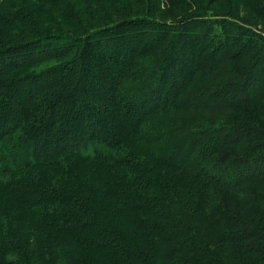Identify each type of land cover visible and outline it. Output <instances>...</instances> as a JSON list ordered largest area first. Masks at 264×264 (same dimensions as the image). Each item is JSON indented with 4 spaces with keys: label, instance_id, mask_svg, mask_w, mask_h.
<instances>
[{
    "label": "trees",
    "instance_id": "1",
    "mask_svg": "<svg viewBox=\"0 0 264 264\" xmlns=\"http://www.w3.org/2000/svg\"><path fill=\"white\" fill-rule=\"evenodd\" d=\"M225 1L231 13L234 1ZM247 2L264 16V0ZM58 3L0 0V264H19L5 256L27 243L62 247L66 264H264V123L211 118L264 99V36L244 39L240 25L196 10L174 34L137 16L99 19L80 41L34 29L28 41L5 42L29 18L37 28L32 9L45 16ZM141 23L155 30L115 47L122 27ZM182 35L186 48L175 43ZM91 50L99 59L88 64ZM180 50L173 64L168 55ZM225 72L232 82H216ZM236 86L243 100L227 91ZM112 112L133 119L112 133ZM90 142L100 147L82 154ZM155 165L181 175L159 176ZM250 187L259 195H245ZM94 188L115 206L97 205ZM138 233L150 255L131 244Z\"/></svg>",
    "mask_w": 264,
    "mask_h": 264
},
{
    "label": "rangeland",
    "instance_id": "2",
    "mask_svg": "<svg viewBox=\"0 0 264 264\" xmlns=\"http://www.w3.org/2000/svg\"><path fill=\"white\" fill-rule=\"evenodd\" d=\"M197 1H198L197 3L198 7H195V6L191 7L186 4L172 6V5H169V0H132V2L128 0H110L107 2L104 1L103 3H97V4L91 3L87 0H59L58 4L45 7L46 8L45 16H43L44 13L42 12L40 13L39 11H34L32 9L34 14L38 16L34 18L40 21L38 23L37 28H34L33 23L31 22L29 18L28 19L29 22L26 24L25 27H21L18 24L17 26L12 27L13 28L12 30L14 31V34H13L14 36L11 37L10 41H9L10 38L8 36H6L4 39L7 44H13V43L17 44L18 41H23V40L28 41L30 38H32L35 35L34 29L35 30L40 29L42 30V33L51 32V33L63 35V36H66L67 34L73 32L71 34V38L76 39L77 41H80L79 38L81 39L85 38V36L88 34V30L98 29V28H94V29H88V28L94 27V25H96L95 23L98 22L99 19L100 20L105 19V21L100 23L102 26L105 24L107 25V23L110 22L108 21L110 19L112 20V23L117 22L123 25L125 21L129 20V18L137 17V16H140V17L147 16L148 18H152L155 22H158L160 24L166 23L168 25L167 27L171 28L170 32L174 34L178 32L179 25L182 19L190 15L195 16L194 14H196V10L211 11L214 14H218L222 16L221 19H223V21L234 22L240 25L241 27H243V30H244V32L242 31L240 33V37L244 39H248L251 37L250 32L258 33V34H261V36H264V16L261 15V16L256 17V15L251 13V9H250L251 7H249V3L247 2V0H233L235 9L231 13H229V11L231 10L230 9L231 7H229V5L226 4L225 0H212V2L211 0H203V1L197 0ZM52 13L54 14V16H52ZM119 13H125V14L121 16V15H118ZM70 18H73V20L79 23L81 26H83L84 29L82 31L75 32V30L70 27V23H69ZM85 20H87V23H84ZM16 23L17 22H15V24ZM40 23H41V27H40ZM177 24L178 26H174ZM2 26L3 25H1L0 23V28H3ZM134 26L136 27L130 28L132 27V25L130 27H122L120 29L121 31L115 34V37H120V39H122L121 41H115L116 42L115 47H117L118 45L119 46L122 45L123 46L122 48H125L129 45H133L135 38H131L133 36L128 38L132 32H139V33L144 34V36L147 37L148 33H152L153 30H155L154 27H152V25H148L146 23L136 24ZM154 35L155 33L152 34V36ZM110 41L112 42V40ZM176 41H177L175 42L176 46H183L184 44L187 43L186 36L184 35H182L180 38L177 37ZM184 48H186L185 45H184ZM91 53H93V55L90 54L91 56L88 55L85 57L87 59L86 61L88 64L97 62V59H99V57L95 55L93 50H91ZM183 55L187 56L185 53ZM180 56H181V50L171 53V56L168 55V58L169 57L170 59L173 58L172 60L173 64H176L175 61L177 60V58L180 59ZM109 60L111 61V59ZM200 62H206V61H200ZM50 63H54V62H50ZM179 64H180V60H179ZM45 66L46 65H41L37 67L36 69L41 70L45 68ZM117 66L118 67L121 66L120 63H118ZM233 75H234L233 73L225 72L221 74V77H217L216 82L230 83L232 82L230 78ZM70 85H72V83ZM253 87H251V85H248V87L244 86V89L247 92L248 91L251 92L254 89ZM1 88L2 87L0 86V92H4V90L1 91ZM241 89L242 88L236 86V87H229L227 91L231 92L234 96L238 97V98L236 97L234 98H236L235 99L236 101H239V99L240 100L244 99L242 96L243 92ZM227 97H229V94L227 95ZM230 100H234V99L231 98ZM4 104L5 105L8 104L7 101ZM260 107H264V99L257 102L253 107L251 106L246 107V109L248 110L244 111L243 113H235L234 111H227L222 115H215L214 117H211V118L212 119L215 118V120L227 119V120H234L236 122H252V123H254V120H258L259 122L264 123V120H263L264 112L260 113L257 110V109L260 110ZM225 108H228V107H225ZM262 109L264 110V108ZM4 110L8 111L7 107H5ZM9 112H10L9 113L10 115L14 114V112L11 110ZM89 112L91 111H87L85 113L89 114ZM93 114L90 116L93 117ZM68 116H70V114H67V116L65 114V117L70 118ZM109 118L110 119L107 120V125H108L109 130L112 133H114L115 130L118 129L117 126L121 127L122 125H125L124 121L133 119V117L130 118V116H127L126 119H119L117 117V113L114 114L113 112ZM99 147L100 146L98 144L90 142L86 146H82L80 149V152L85 155H92L93 151ZM239 150H241V148H239ZM152 169L159 176L162 175L163 177L174 178L176 175H181L177 171H168V173L167 172L163 173V171L160 170L159 172V170L156 168V165L153 166ZM93 191L95 192L93 194L95 195L94 199L97 200V201L95 200L94 201L97 203V205L101 204L104 207H108V208L111 206H115L114 204L111 205L110 201L112 200L109 198L110 201H108L107 199L108 196L104 195V189L99 188V191H98L96 190V188H94ZM83 194L88 196V192H83ZM244 194L245 195H251V194L259 195L258 190L256 188L252 189L251 187L246 188ZM240 196L242 195L240 194ZM86 207L88 208V205H86ZM102 210L104 209L102 208ZM2 230L3 228L0 227V232H2ZM140 235L141 234L139 233L136 236L135 234H133L131 244H133L138 250L140 248L143 254L150 255V251L148 250V248L144 247L143 245H141V243H139L138 237ZM39 246L41 248H38ZM2 248L3 247L0 246V256H2L3 254ZM61 248L62 247H59L55 244H50V243H47L43 246L41 245L35 246V244L27 243L21 247L20 246L17 247L16 252H13L12 254L11 253H8V254L4 253V254H6L5 256L6 258L10 257L11 259L16 260L19 264H29L27 262V259L30 257L34 258V261L30 264H66L67 258H66L65 252ZM39 250L40 252L43 253L44 256L46 254L49 260L42 255L37 254L35 256L31 253L34 251H37L36 253H38ZM217 250L218 249H216L215 251L217 252ZM225 250L229 251L230 248L227 247ZM138 260H137V264L146 263V262L141 261L140 259ZM236 264H238V262Z\"/></svg>",
    "mask_w": 264,
    "mask_h": 264
}]
</instances>
